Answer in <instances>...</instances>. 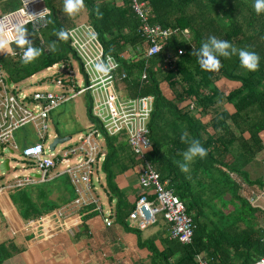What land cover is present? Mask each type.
Returning a JSON list of instances; mask_svg holds the SVG:
<instances>
[{
    "label": "trees",
    "instance_id": "obj_1",
    "mask_svg": "<svg viewBox=\"0 0 264 264\" xmlns=\"http://www.w3.org/2000/svg\"><path fill=\"white\" fill-rule=\"evenodd\" d=\"M139 1L149 7L151 24L189 29L191 42L173 39L161 45L159 54L145 57L150 42L142 37L140 20L128 0H84V7L72 16L63 11V0H43L40 7L47 11L48 17L43 37L39 39L30 27L25 33L41 54L23 64L15 58L10 45V51L0 52L3 73L12 84H18L66 62L69 53H75L70 48L68 35L67 39L60 40L56 32L63 29L67 33L80 24L77 22L81 19L93 25L105 51L119 61V77L126 75L119 83L122 97L154 98L149 124L151 149L144 158L151 163L160 181L169 183L176 201L184 206L197 227L189 244L172 240L169 233L162 251L149 241L154 261L198 264L200 256L207 264H254L264 257V208L258 205L264 200V170L262 176L252 178L247 168L264 155V13L254 11L253 0ZM18 7V0L0 4L3 14ZM209 36L256 52L260 57L258 68L248 71L241 67L238 57L221 56L218 70H202L193 52ZM46 43L49 47L54 43L55 51L50 48L46 52ZM136 48H140V52H136ZM179 48L183 49L181 55L177 53ZM129 54L134 55L128 57ZM65 104L52 110L49 118ZM91 110L90 103L84 135L100 129ZM182 132H187L189 140L196 139L207 149L206 157L194 158L186 173L181 172L176 163L182 161L181 154L188 146L180 140ZM102 134L106 143L103 148L106 157L101 163L106 179L103 190L109 199L117 200V218L129 227L126 220L134 206L127 197L133 187L121 191L115 170L118 168L122 177L133 175L137 179V168L144 160L132 148L125 132L112 137L104 131ZM261 162L264 163V158ZM135 192L136 201L141 196L155 197L152 190L140 184ZM206 192L213 198L230 194L239 213L225 215L216 209L212 213L215 219H212L208 215L210 202ZM97 214L96 207L90 205L81 208L77 215L86 221ZM161 217L169 232L166 216H159L158 221ZM34 222L37 228L42 225L41 220L34 219ZM137 229L135 231L141 230Z\"/></svg>",
    "mask_w": 264,
    "mask_h": 264
},
{
    "label": "built area",
    "instance_id": "obj_2",
    "mask_svg": "<svg viewBox=\"0 0 264 264\" xmlns=\"http://www.w3.org/2000/svg\"><path fill=\"white\" fill-rule=\"evenodd\" d=\"M4 1L0 0V3ZM128 1L132 3V9L140 20L142 37L150 42L145 57L159 54L161 45L173 39L191 42L192 32L189 29L164 28L159 24H151L149 7L139 0ZM19 2L20 7L17 9L0 14V33L16 25H23L25 29L30 27L41 39L42 33L48 27L47 11L37 8L42 5L43 0ZM67 34L70 48L80 61L86 79V87L78 89L79 91L73 95L68 93L16 95L12 90L13 84H7V78L0 65V156L2 153H9L8 150L13 153L20 151L25 159L34 162L37 169V173L15 175L13 180L0 185V192L45 184L49 181L50 172L64 165V175L73 186L81 207L94 205L99 214H102L103 206L95 195L96 188L92 183L94 170L98 171L99 164L104 162L106 157L99 139L103 136V131L111 137L125 132L132 148L144 160L137 168V183L152 190L155 195L153 199L147 196L139 197L129 214L128 221L134 223L137 228L147 229L157 224L159 216L165 215L170 238L183 244L191 243L197 229L193 219L186 213L184 206L176 201L169 183L161 182L151 163L144 158L151 149L149 124L154 110V98L122 97L119 83L126 75L119 77L120 63L105 51L93 25L88 23L75 25ZM139 51L140 48H137V52ZM177 53L183 54V49L179 48ZM14 56L21 60L22 50L15 51ZM169 58L171 56H168ZM96 64H102L104 69L95 70ZM57 65L48 70L55 69ZM62 69H65L64 65ZM84 94L90 98L92 115L99 121L100 129L95 128L80 136L78 143L67 150L58 149L57 145L53 151L49 149L47 154L44 143L47 140V120L50 112ZM29 105H32V108H29ZM28 126L34 130L35 141L21 148L18 140L28 137L22 134V130ZM12 170L15 169L10 167L9 160V171ZM197 261L198 264H207L200 256Z\"/></svg>",
    "mask_w": 264,
    "mask_h": 264
},
{
    "label": "crops",
    "instance_id": "obj_3",
    "mask_svg": "<svg viewBox=\"0 0 264 264\" xmlns=\"http://www.w3.org/2000/svg\"><path fill=\"white\" fill-rule=\"evenodd\" d=\"M7 2L11 0L0 4ZM77 23L86 22L81 19ZM11 48L22 50L14 43ZM263 158L247 168L251 177L262 176ZM125 177L116 175L115 180L123 192L133 187L127 199L134 206L137 179ZM104 195L114 209L103 208L102 214L82 221L77 214L83 207L64 170L45 184L0 192V264H158L149 246L164 249L169 232L163 218L152 227L135 231L137 227L128 219L129 227L119 222L117 200L109 199L105 191ZM36 218L42 222L38 228Z\"/></svg>",
    "mask_w": 264,
    "mask_h": 264
},
{
    "label": "rangeland",
    "instance_id": "obj_4",
    "mask_svg": "<svg viewBox=\"0 0 264 264\" xmlns=\"http://www.w3.org/2000/svg\"><path fill=\"white\" fill-rule=\"evenodd\" d=\"M6 4V3H4ZM2 4V5H4ZM4 9V6H1ZM5 11V10H2ZM83 20V19H82ZM45 32V31H44ZM43 32V33H44ZM42 33V36H43ZM46 52L50 51L48 44H45ZM62 65L65 66V69H62ZM13 91L16 95L26 94L32 96L35 93H54L61 94L65 90L68 94L73 95L78 89H83L86 87V79L81 68L80 61L72 53H69L68 59L66 62L59 63L55 69L45 70L36 74L33 78H30L20 84H13ZM165 89V85L163 86ZM166 93L170 94V91L165 90ZM206 91H204L205 93ZM90 101L87 94L82 96H77L75 99H72L70 102L66 103L61 108L57 109L52 113L50 119L47 121V140L44 143V150L49 154V146L53 143L56 136L59 137H71V140L60 144L58 149L67 150L69 147L75 146L78 143L79 137L83 136L87 131H85L86 114L87 107L90 105ZM29 108H32V105H29ZM229 110H232L231 107H228ZM22 134L27 135L26 139H19V147L23 148L26 145L35 141L34 130L31 126L26 127L22 130ZM102 136L99 140L103 146L106 147V143L103 140ZM6 159L10 160V167L15 170L5 172L0 170V185L6 184L14 179L15 175H25L30 173H37L35 164L33 161L25 159L20 151H15L14 154L2 153L0 156V164ZM74 160H72V164ZM262 172L264 170V163L261 162ZM64 165L58 166L55 170L50 172L49 178L61 173L64 170ZM118 169V168H117ZM115 170L116 175L120 178L122 174L120 170ZM250 174V173H249ZM257 176H253L255 178ZM98 179V180H96ZM93 186L96 188L95 195L100 201L101 205L105 210L114 209V206L109 205L108 200L104 195L103 188L106 187L105 174L99 165V170H94L92 176ZM207 193V192H206ZM218 198V199H217ZM207 200L210 202L208 208V214L212 219H215V216L212 214L213 211H220L222 214H238L239 211H236L238 208L236 202L232 200L230 194H226L223 197H215L207 193ZM234 204H233V203ZM261 208H264V200L258 204ZM207 209V208H206ZM212 211V212H210Z\"/></svg>",
    "mask_w": 264,
    "mask_h": 264
},
{
    "label": "clouds",
    "instance_id": "obj_5",
    "mask_svg": "<svg viewBox=\"0 0 264 264\" xmlns=\"http://www.w3.org/2000/svg\"><path fill=\"white\" fill-rule=\"evenodd\" d=\"M84 7V0H63V11L69 16L79 12ZM252 7L257 14L264 13V0H253ZM97 15H100L99 10H94ZM26 29L23 25H16L8 31L0 33V52L10 51V45L14 43L22 49L21 62L28 64L36 59L40 54L39 48L33 47L32 42L26 38ZM67 33L61 29L56 32V36L60 40L67 39ZM50 48L55 51V44L50 45ZM197 62L202 70L216 71L220 68L219 57L230 58L238 57L241 67L248 71H255L258 68L260 61L259 55L254 51H249L245 48H237L234 44L227 40L218 39L215 36H209L203 41L200 47L194 50ZM95 70L101 71L104 69L102 64L94 65ZM182 143H187V148L182 152V161H177V166L181 172H188L189 163L194 158H205L207 149L204 148L196 139L189 140L187 132H182L180 136ZM254 264H264V257L255 260Z\"/></svg>",
    "mask_w": 264,
    "mask_h": 264
},
{
    "label": "water",
    "instance_id": "obj_6",
    "mask_svg": "<svg viewBox=\"0 0 264 264\" xmlns=\"http://www.w3.org/2000/svg\"><path fill=\"white\" fill-rule=\"evenodd\" d=\"M7 81V84L10 85L11 84V81L9 79L6 80ZM71 140V137H56L53 141V143L49 146V149L51 151H53L57 145H60V144H63V143H66L68 141ZM8 152L10 154H14L12 151L8 150ZM0 170L1 171H5V172H8L9 171V159H6L5 161H3L1 164H0ZM35 177H38V175L34 174Z\"/></svg>",
    "mask_w": 264,
    "mask_h": 264
},
{
    "label": "bare ground",
    "instance_id": "obj_7",
    "mask_svg": "<svg viewBox=\"0 0 264 264\" xmlns=\"http://www.w3.org/2000/svg\"><path fill=\"white\" fill-rule=\"evenodd\" d=\"M46 185H47V184H46ZM14 190H15V189H14ZM28 202H30V201H28ZM42 206H43V205H42ZM25 212H26V211H25ZM39 214H40V213H39ZM39 214H38V215H39ZM35 217H36V215H35ZM26 219H27V218H26ZM36 219H37V218H36ZM38 219H39V218H38Z\"/></svg>",
    "mask_w": 264,
    "mask_h": 264
}]
</instances>
